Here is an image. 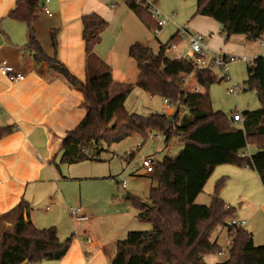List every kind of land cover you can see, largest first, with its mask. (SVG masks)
I'll list each match as a JSON object with an SVG mask.
<instances>
[{"label": "trees", "instance_id": "trees-1", "mask_svg": "<svg viewBox=\"0 0 264 264\" xmlns=\"http://www.w3.org/2000/svg\"><path fill=\"white\" fill-rule=\"evenodd\" d=\"M15 3L8 16L27 24L25 47L34 61H46L83 93L87 112L67 133L60 164L98 160L103 144L111 145L132 135H139L142 144L156 133L163 136L165 147L176 138L183 143L176 157L154 161L151 174L158 184L150 188L151 205L130 196L132 206L138 210L137 219L150 223L151 229L129 231L125 238L117 240L111 264H208L205 255L222 253V247L210 240L220 227L228 228L230 247L227 258L214 264H264V245H255L253 234L242 225L231 224L237 208L221 197L226 176L215 182L208 205L196 202L215 168L223 164L255 170L264 186V55L255 57L248 66L246 81L249 88L257 89L262 106L243 112V122L235 125L224 112L212 108L209 88L223 77L219 80L211 68H195L186 58L167 56V48L181 41L179 31L167 43L160 44L156 53L139 43L130 46L129 55L139 69L134 82H115L108 66L104 72L99 67L83 82L57 58L56 30L51 32L53 55L42 49L35 28L42 12L41 0ZM126 4L148 29L162 28L141 0H126ZM194 15L215 19L225 40L241 34L256 41L264 35V0H196ZM82 21L86 50L92 55L108 22L96 13L84 15ZM191 74L203 91L185 89V78ZM135 87L167 99L176 107L174 114L141 115L128 111L125 101ZM13 130L12 125L0 127V139ZM249 145L257 148L251 155L242 152ZM29 212V203L22 200L14 229L2 233L0 264H40L66 255L74 234L60 239L54 226L37 228Z\"/></svg>", "mask_w": 264, "mask_h": 264}, {"label": "crops", "instance_id": "crops-1", "mask_svg": "<svg viewBox=\"0 0 264 264\" xmlns=\"http://www.w3.org/2000/svg\"><path fill=\"white\" fill-rule=\"evenodd\" d=\"M122 1L124 4L121 6L119 1L113 4V0H41L42 12L35 22V28L42 49L46 54L53 55L51 32L56 30V56L79 80L85 82L91 74L99 71V67L104 72L108 66L115 82H134L139 69L129 55V48L134 43L145 47L147 45L137 39L138 16L127 6L126 0ZM15 4V0H0V65L5 60L11 73L22 72L25 75L23 80L10 81L0 72V127L14 126L13 132L0 139V238L7 231L8 225L15 223L19 203L25 200L29 205L34 204L44 197L54 183L65 137L87 112L80 90L72 87L46 61H34L25 47L28 41L27 24L8 16ZM164 4L167 5L168 2ZM161 6L162 9L166 8L163 4ZM90 13H96L108 22L92 55L86 50L82 21V17ZM199 19L196 32L208 35L212 49L232 55L234 44L237 43L240 51L244 50L249 41L244 35H232L225 40L220 32L221 26L215 19L203 15ZM160 30L153 31L157 40ZM263 38L264 35L261 37L262 41ZM159 44L162 43L159 41ZM102 63L105 67H102ZM197 91H203V87L198 85ZM128 96L129 94L125 104ZM163 112L169 114L167 111ZM255 151H252L251 145L242 150L247 155ZM150 156L155 161L154 156ZM226 165L228 164L217 166L214 172L217 169L230 172V168H223ZM245 168L249 167L241 169ZM259 183L256 186L255 182V186L259 193L261 217H264V186L261 181ZM55 186L59 187V183ZM54 193V196L58 195V192ZM51 195L49 193L46 200H50L52 206L29 212V218L37 228L54 226L59 238L65 239L69 233H61V218L62 215L66 216V207L70 215V210L75 206L58 203ZM258 205L249 209L243 217L236 214V219L245 221L243 227L253 236L255 227L252 219L258 217ZM81 206L79 217H85L87 211ZM134 209L136 212L125 204L115 210L114 217L118 216L119 219L114 228H110L111 216H105L104 225H83L74 229L70 233L74 234V238L66 255L61 260L43 261L40 264H111L116 241L119 240V229L128 226L132 219H137L138 210Z\"/></svg>", "mask_w": 264, "mask_h": 264}, {"label": "rangeland", "instance_id": "rangeland-1", "mask_svg": "<svg viewBox=\"0 0 264 264\" xmlns=\"http://www.w3.org/2000/svg\"><path fill=\"white\" fill-rule=\"evenodd\" d=\"M113 1V4L118 1L121 6L124 4L122 0ZM165 2H168V4L165 5ZM157 3L160 8L162 7L161 4L166 7L165 9L161 8L163 11L170 10L168 13L172 19L161 28L157 40L154 30L148 29L137 17V39L147 45L146 47L152 48L156 53L159 50V41L165 44L175 32L179 31L182 37L181 41L175 46H169L166 54L171 58H185L190 52L188 31L196 32V26L200 24V15H194L196 0H157ZM192 21L194 22L192 23ZM259 41H248L243 51H240L237 43L234 44L232 55L246 56L249 61L237 59L230 62L226 68H221V66L215 64L211 68L219 77V80L223 77L209 88L212 108L215 111L224 112L230 122L235 125H239V123L232 121L234 112L242 114L245 111L255 110L262 106L257 89L249 88L246 82L248 79V66L252 64L255 56L264 54V38L263 44H260ZM221 52L223 53V51ZM233 85L240 88L238 93L228 92V89ZM184 87L186 90L198 89V84L192 74L186 76ZM164 104L162 97L150 96L144 90L135 87L129 93L125 107L130 112L148 115L150 113H164ZM173 111L168 110V115L174 114ZM182 148L183 143L180 138L174 139L169 147H165L164 138L159 133H156V136H150L143 144L139 135L129 136L111 145L103 144L97 155L98 160L86 159L74 164H59L58 167L56 166V180L50 185L43 198L38 199L34 204H30V212L39 209L44 210L47 206H52L50 200H46V198L49 197V193L53 197L54 192L56 194L58 192V195L53 197L56 202L66 206L82 207L81 205H83L87 211L85 217L80 216L73 223L66 207V216L62 215L61 218V233H69L67 235H70L71 231L79 229L83 225H104L105 216H111L110 223L112 225L110 228H114L118 224L117 219L119 217H114L113 212L125 204L130 205L133 212H136L135 207L132 206L130 196H136L145 201L148 199L150 188L158 184L156 178L151 173L146 172L142 166V157L153 155L157 162L165 157H176ZM251 149L252 151L257 150L254 145H251ZM129 150H132V159L130 163H127L126 160H121L119 155ZM223 168H230L231 171L217 169L212 177L208 179L196 202L208 205L215 182L224 175H230L231 177L227 176V183L221 191V197L223 195L224 201L235 206L238 216L243 217V214L247 213L249 209L258 205L259 193L256 188L260 184L258 176L249 168L241 169L234 165H226ZM122 179H125L126 186L124 188L122 187ZM57 183H59V187L55 186ZM242 202L243 204H241ZM258 206V217L255 220L252 219L255 227L253 240L255 245H264V217H261L260 203ZM14 225H8L7 231H12ZM110 228L107 227V230H110ZM149 229H151L150 223L132 219L128 226L119 229L117 238H125L129 231ZM210 240L217 242L222 247V253L205 255L204 261L208 264L222 262L227 258L228 248L230 247L228 228H218L212 233Z\"/></svg>", "mask_w": 264, "mask_h": 264}, {"label": "built area", "instance_id": "built-area-1", "mask_svg": "<svg viewBox=\"0 0 264 264\" xmlns=\"http://www.w3.org/2000/svg\"><path fill=\"white\" fill-rule=\"evenodd\" d=\"M141 3L149 10L152 14L153 19L158 26L163 27L167 22L172 18L169 13L164 12L159 6L156 0H141ZM48 14L51 13L47 10ZM159 29L156 28L157 32ZM181 36V35H180ZM189 46L190 52L185 57L186 59L192 61L195 68H212V65L221 66V68H226L227 65L237 59H242L244 61H249V58L246 56H232L226 55L220 51L214 50L210 47L208 41V35L201 32H189ZM260 44H263V41L260 39ZM175 46V45H173ZM0 72L5 75L10 81L23 80L25 75L22 72L11 73L6 66V61H2L0 65ZM229 78V77H227ZM240 88L233 85L228 89L230 93H238ZM164 111L176 110V107L172 105L167 99H164ZM173 111V112H174ZM232 120L234 122H243L244 116L241 113L234 112ZM121 160H126L129 163L132 159V150H129L122 155H119ZM142 166L145 168L146 172L151 173L153 171L154 160L151 156L142 157ZM125 179H122V187H125ZM81 214V207H74L70 210V215L72 220H76ZM231 224H240L244 225L245 221H240L237 219L231 220Z\"/></svg>", "mask_w": 264, "mask_h": 264}, {"label": "water", "instance_id": "water-1", "mask_svg": "<svg viewBox=\"0 0 264 264\" xmlns=\"http://www.w3.org/2000/svg\"><path fill=\"white\" fill-rule=\"evenodd\" d=\"M170 120H172V118H170ZM143 204L149 205V206L151 205V203L148 200L143 201Z\"/></svg>", "mask_w": 264, "mask_h": 264}]
</instances>
